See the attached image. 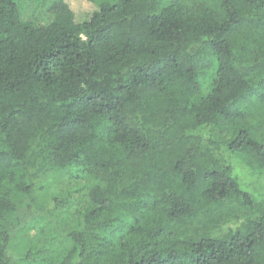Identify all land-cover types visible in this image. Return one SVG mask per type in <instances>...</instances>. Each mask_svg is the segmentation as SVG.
<instances>
[{
  "label": "trees",
  "instance_id": "16d2710c",
  "mask_svg": "<svg viewBox=\"0 0 264 264\" xmlns=\"http://www.w3.org/2000/svg\"><path fill=\"white\" fill-rule=\"evenodd\" d=\"M85 1L0 0V264H264V0Z\"/></svg>",
  "mask_w": 264,
  "mask_h": 264
},
{
  "label": "rangeland",
  "instance_id": "374dc122",
  "mask_svg": "<svg viewBox=\"0 0 264 264\" xmlns=\"http://www.w3.org/2000/svg\"><path fill=\"white\" fill-rule=\"evenodd\" d=\"M20 7L21 18L24 22H33L37 27L47 26L51 23L54 17V7L61 0H15ZM72 10L76 13L83 14L88 9V4L85 0H65ZM246 161L242 159L235 160V164L241 167L238 171L241 173L243 188L249 193L251 192L258 200L264 201V175H259L250 169L244 167ZM243 166V167H242ZM243 168V169H242ZM91 181H84V184L79 185V188L69 186L66 182L62 186L56 188V195L72 198H78L81 194H85L90 187ZM35 231L19 232L14 236L10 246V254L16 260L20 255H25L30 250V242L34 240ZM33 243V242H32Z\"/></svg>",
  "mask_w": 264,
  "mask_h": 264
}]
</instances>
